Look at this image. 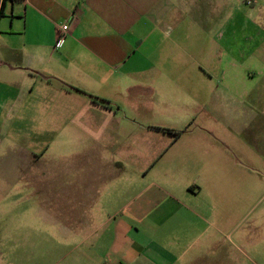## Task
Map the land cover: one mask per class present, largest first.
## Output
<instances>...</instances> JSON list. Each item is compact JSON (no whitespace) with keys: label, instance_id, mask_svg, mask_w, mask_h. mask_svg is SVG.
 <instances>
[{"label":"crops","instance_id":"crops-1","mask_svg":"<svg viewBox=\"0 0 264 264\" xmlns=\"http://www.w3.org/2000/svg\"><path fill=\"white\" fill-rule=\"evenodd\" d=\"M251 5L0 0V263L50 205L73 264H264L235 175L264 169Z\"/></svg>","mask_w":264,"mask_h":264},{"label":"rangeland","instance_id":"rangeland-1","mask_svg":"<svg viewBox=\"0 0 264 264\" xmlns=\"http://www.w3.org/2000/svg\"><path fill=\"white\" fill-rule=\"evenodd\" d=\"M249 7L253 9L252 12H257L255 5ZM254 15L253 18L256 20ZM254 47L253 45L252 48ZM253 50L256 57H264V44ZM259 85L264 87V76ZM252 127L253 129L261 127L264 130V123L258 118L253 122ZM250 131H252V128H250ZM234 139L237 143L241 142L240 136H234ZM238 147L240 146L238 145ZM238 158L240 159V157L236 158L237 163ZM240 160L242 161V159ZM237 163L236 180L242 181L241 174L244 171L246 174L244 180L253 185L251 204L244 217L242 228H248L252 231H264V169L259 175L246 167V161H242L241 165ZM262 166L264 167V164ZM42 209L43 211H40L39 216L32 217L33 210L27 207L29 230L25 248L22 247L20 251L12 241L5 251L6 261L0 264H73V249L79 248V246L82 248L87 246L88 243L70 236L67 230L55 228V226H53L54 228L51 227L54 225L52 217L56 214V210L52 206L45 205Z\"/></svg>","mask_w":264,"mask_h":264},{"label":"built area","instance_id":"built-area-1","mask_svg":"<svg viewBox=\"0 0 264 264\" xmlns=\"http://www.w3.org/2000/svg\"><path fill=\"white\" fill-rule=\"evenodd\" d=\"M244 2L247 5H251L254 2V0H244ZM69 28H70V25L68 23H64L61 26V29L59 30L58 35H57V42L60 43L62 41V39L65 37L66 33L69 31Z\"/></svg>","mask_w":264,"mask_h":264},{"label":"trees","instance_id":"trees-1","mask_svg":"<svg viewBox=\"0 0 264 264\" xmlns=\"http://www.w3.org/2000/svg\"><path fill=\"white\" fill-rule=\"evenodd\" d=\"M1 14H2V8H1Z\"/></svg>","mask_w":264,"mask_h":264}]
</instances>
